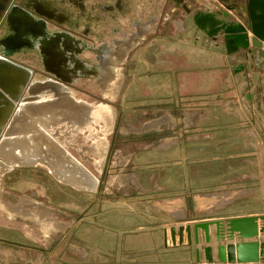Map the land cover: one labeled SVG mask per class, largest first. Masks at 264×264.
<instances>
[{
	"label": "water",
	"instance_id": "95a60500",
	"mask_svg": "<svg viewBox=\"0 0 264 264\" xmlns=\"http://www.w3.org/2000/svg\"><path fill=\"white\" fill-rule=\"evenodd\" d=\"M136 1L0 0V177L40 168L60 185L95 192L115 112L71 86L117 101L127 56L158 21ZM168 8L167 17L182 10L227 55L242 53L264 81V0H169ZM34 56L38 66L27 63ZM169 239L193 247L196 264H264V215L179 224Z\"/></svg>",
	"mask_w": 264,
	"mask_h": 264
},
{
	"label": "crops",
	"instance_id": "0c3cea01",
	"mask_svg": "<svg viewBox=\"0 0 264 264\" xmlns=\"http://www.w3.org/2000/svg\"><path fill=\"white\" fill-rule=\"evenodd\" d=\"M111 1L97 0L101 4ZM168 1L137 0L133 4L139 12L151 6L158 15L155 29L138 45L146 43L138 58V73L144 76L146 98L166 104L176 97L193 106L197 113L191 118L193 131L185 135V140L159 137L160 143L155 142L152 148L143 145L135 162L142 166L140 173H144L134 176L146 196L152 195L146 197L145 205L127 196L102 199L105 202L101 205L105 206L100 209L97 199L93 214L101 221L80 227L77 236L83 244L98 249L100 254L92 260L99 264H191L182 259L189 249L168 250L169 228L207 219L264 215V115L256 114L258 102L244 105L240 99L255 85L250 78L251 87L246 86V75L234 71L238 59L230 63L223 47L196 33L182 10L165 20ZM97 2L93 0V6ZM41 3L44 5L42 1L34 4ZM67 3L66 9L73 11L68 1L61 6ZM159 26L166 27L168 33L153 39ZM27 63L38 66V58L34 56ZM260 103L263 106L264 101ZM247 124L250 128L246 134ZM189 134L197 136L191 138ZM199 159L202 162L196 163ZM210 159H217L213 167ZM27 169L46 173L40 168ZM215 185L219 186L216 190ZM213 190L218 193H209ZM122 202L128 209L123 208ZM147 253L153 256L147 258ZM163 256L169 259L163 261Z\"/></svg>",
	"mask_w": 264,
	"mask_h": 264
},
{
	"label": "flooded vegetation",
	"instance_id": "af4514ba",
	"mask_svg": "<svg viewBox=\"0 0 264 264\" xmlns=\"http://www.w3.org/2000/svg\"><path fill=\"white\" fill-rule=\"evenodd\" d=\"M169 18L170 15L165 20L168 19L169 21ZM126 23L128 24V22ZM123 24L125 23L123 22ZM122 30L128 31L127 25L123 26ZM167 30L166 27L159 26L152 38L156 39L167 35ZM196 33L203 34L197 28ZM204 37L207 38L205 35ZM212 42L223 47L226 54L225 47L220 40L216 39ZM145 44L137 46L127 56L126 62L122 66V87L116 102L93 94L94 88L91 92L84 90L86 86L84 84L71 86L75 91L88 96L94 102L111 108L116 114L112 132L107 138V149L103 161L98 165L100 175L97 177V187L93 194L85 193L93 196V203H90L93 206L90 205L89 212L92 207L94 211L97 199L109 198L112 200L133 196L136 201L141 200L145 205L146 197L152 198V195L146 196L147 193H144L139 187L140 183L137 184L135 181L134 174L142 167L135 162V158L144 146L149 149L154 146L155 142L160 143L161 138L157 139L159 137L174 136L179 139L183 137L182 139L185 140V135L193 131L191 118L197 113L193 111L192 105L186 102L182 103L176 97H173L166 104L157 103V100L152 97L146 98L143 91L144 76H139L140 73H138V58L140 53L143 54ZM227 58L230 63L238 59L239 62L235 64L234 71L246 75L247 80L244 83L247 87H251L250 78L252 85H255L249 88L248 93L241 95L240 99L244 101L242 103L245 105L249 101L253 104L263 101V77L255 71H247L249 70V62L245 60L242 53L227 55ZM248 97L249 99H247ZM249 115L251 116V112ZM189 135L191 138L193 135L194 137L197 136V134ZM66 188L79 195L83 194V192L58 185L46 173L37 169L15 168L0 177V264H9L10 262L12 264H94V260L90 258H93L96 253L97 255L100 254L98 249L83 244L77 236L78 229L84 226H78L79 222L93 225L91 220L89 222L83 221L82 216L84 215L85 219L87 217L93 218L94 212L74 211L75 222L72 221L71 223L69 217L66 219L67 212L59 211L65 216V219L61 220L62 224L60 222L55 224L53 222L56 219H48L47 214L43 215V212L33 209L31 211L27 207L30 203L41 206H44L45 203L53 204L54 201L51 198L54 195L52 192L59 190L66 193ZM120 191L126 194L117 195ZM128 192L133 194L127 195ZM65 193L63 195L60 193L57 196L59 198L57 204L70 205L74 202L73 205L79 209L81 201L69 199L66 201L64 200ZM34 200L41 204L33 203ZM65 209L67 208L65 207ZM49 224L56 227L47 229ZM71 225L74 226L73 229H70ZM68 229L70 230L67 232ZM56 235L58 236L56 237ZM186 248L189 249L188 253H190L182 257L188 258V262L191 264H196L193 247L186 246Z\"/></svg>",
	"mask_w": 264,
	"mask_h": 264
},
{
	"label": "rangeland",
	"instance_id": "374dc122",
	"mask_svg": "<svg viewBox=\"0 0 264 264\" xmlns=\"http://www.w3.org/2000/svg\"><path fill=\"white\" fill-rule=\"evenodd\" d=\"M228 101V100H227ZM263 101H264V97H263ZM257 103V102H256ZM255 103V104H256ZM116 104V103H115ZM114 104V105H115ZM263 106H264V104H263ZM262 105H261V103H257V108H255L256 109V114L257 115H259V116H261V114L262 115H264V107H263ZM259 107V108H258ZM263 107V108H262ZM117 111H118V109H116ZM119 112V111H118ZM248 113H249V111H248ZM115 116H116V114H115ZM116 122V121H115ZM249 128H250V125H246V129H244V130H246L247 132H246V134L249 132ZM195 159H198L197 157H195ZM215 159V158H214ZM198 162H202V159H199L198 161H196V163H198ZM210 163H209V165L211 166V167H213L212 165L214 164V162H217V159H216V161H214L213 159H210V161H209ZM216 171H217V169H216ZM137 173H139V175L141 174V173H144V172H141L140 173V170H139V172H137ZM160 173V172H159ZM133 174V173H132ZM152 175V174H151ZM148 178V177H147ZM53 182H51V185H53L52 184ZM197 183V181H194V184H196ZM169 186V184L167 185V187ZM218 185H215V189L214 190H216V189H218V187H217ZM67 189V188H66ZM65 189V191H66V193L65 192H61V191H53L52 193H53V198H51L53 201H54V203L53 204H46L45 203V205L44 206H41V205H36V204H32V203H30V204H28V206L27 207H29L28 209L29 210H31V209H33L34 211H40V212H43L42 214L44 215V214H47L46 216H49V218L48 219H56L55 220V222H53V223H55V224H58L59 222L62 224V221L61 220H64L65 219V216H63V214H61V213H59V211H62V212H67L66 213V215H67V218L66 219H68V217H69V221L72 223V221L73 222H75L74 221V217H73V215H74V211H76V212H79V210L80 211H84V212H89V209H90V205H92L93 206V204H90V203H93V196L92 195H89V194H85V193H83V194H81V195H79V194H77V193H75V192H72L70 189H67L66 190ZM150 189L153 191L154 190V187H152V184H151V186H150ZM258 189H260V188H258ZM209 191V193H215V192H217L218 193V191ZM124 191V190H123ZM123 191H120V192H118V194L117 195H122V193L123 194H126V193H124ZM126 192V191H125ZM60 193L63 195V193H65L66 194V196H65V198H64V200H72V201H81V204H80V206L81 207H79V209L76 207V205H73L74 204V202H72L70 205H58L57 204V201H58V195H60ZM133 193L132 192H128L127 193V195H132ZM101 200V201H100ZM211 200H213L214 202H212L214 205H215V200H214V198H211ZM34 202H36V203H38L37 201H33V203ZM103 202H105V200H102V199H99V202H98V204H99V207H100V209L103 207V206H105V205H101V203H103ZM122 203H124V207L123 208H125V209H128V207H127V204H125V202H122ZM79 204L77 203V206H78ZM101 205V206H100ZM118 205V204H117ZM135 205H140V204H138V203H136ZM60 208H59V207ZM65 207L67 208V209H65ZM69 208V209H68ZM258 209H260V206H258ZM244 210H247V206H244ZM32 211V210H31ZM73 213V214H71V213ZM89 213H93V207L91 208V211L89 212ZM70 215H72V216H70ZM70 217H73V218H70ZM82 220L83 221H85V220H87L88 222H89V220H91V221H93V222H91L92 224H93V226L94 225H97V222H100L101 221V219H100V217L99 216H93V218H90V217H87L86 219H85V216L83 215L82 216ZM207 220H209V219H207ZM66 223V222H65ZM64 223V224H65ZM90 223V224H91ZM69 225V224H68ZM75 225V224H74ZM82 225H89L88 223L87 224H84L83 222L82 223H80L79 222V224H78V226H82ZM54 225H51V224H49L48 225V227H53ZM61 226V225H60ZM72 227L70 228V229H73L74 228V226L73 225H71ZM84 226H82L81 228H84ZM54 227H56V226H54ZM63 227H64V225H63ZM104 227V226H103ZM51 229H53V228H51ZM70 229H68L67 230V232L70 230ZM58 235H56V237H57ZM73 243H75V242H73ZM171 248H169L168 250L170 251V250H172V251H180V249H187V248H183V247H186V246H183V247H172V246H170ZM173 253H175V252H173ZM190 253V252H189ZM188 253V254H189ZM175 254H177V253H175ZM95 255H97V253L95 254ZM94 255V256H95ZM149 256H153L151 253H147V258H149ZM184 257V256H183ZM182 257V259L184 260V261H186V260H188V258H183ZM90 259H92V258H90ZM165 259H169V258H166V257H164L163 256V261H165ZM100 262H94V264H99ZM88 264H90V263H88Z\"/></svg>",
	"mask_w": 264,
	"mask_h": 264
}]
</instances>
